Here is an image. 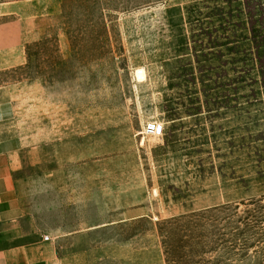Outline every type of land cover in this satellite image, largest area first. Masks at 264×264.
Instances as JSON below:
<instances>
[{
	"label": "rangeland",
	"instance_id": "obj_1",
	"mask_svg": "<svg viewBox=\"0 0 264 264\" xmlns=\"http://www.w3.org/2000/svg\"><path fill=\"white\" fill-rule=\"evenodd\" d=\"M11 141L63 264H264V0H0Z\"/></svg>",
	"mask_w": 264,
	"mask_h": 264
},
{
	"label": "crops",
	"instance_id": "obj_2",
	"mask_svg": "<svg viewBox=\"0 0 264 264\" xmlns=\"http://www.w3.org/2000/svg\"><path fill=\"white\" fill-rule=\"evenodd\" d=\"M20 150L16 142L0 143V264H63L55 245L44 239L47 236L20 209Z\"/></svg>",
	"mask_w": 264,
	"mask_h": 264
},
{
	"label": "trees",
	"instance_id": "obj_3",
	"mask_svg": "<svg viewBox=\"0 0 264 264\" xmlns=\"http://www.w3.org/2000/svg\"><path fill=\"white\" fill-rule=\"evenodd\" d=\"M194 217H181L179 219H174L170 222L167 223V225H173L175 226V229L178 230L179 232H181L183 234L184 237L189 238L192 229L190 230L188 226H186V223H189L190 225H192L191 223H196L194 222ZM193 221V222H191ZM203 227V226H202ZM163 232V229H162ZM160 233H161V229H160ZM163 236V235H161ZM165 244V256H166V263L167 264H177L180 263L182 261V259L189 257L188 252H186L187 247H179L178 249H174L175 246L171 245L170 243H166ZM193 243H191V245H188L190 247V249H192V247H194V245H192ZM205 244V243H204ZM185 250V251H184ZM190 253V252H189ZM193 253V252H192ZM204 254H206L207 252H203ZM193 264H203L200 261L198 262H194Z\"/></svg>",
	"mask_w": 264,
	"mask_h": 264
},
{
	"label": "built area",
	"instance_id": "obj_4",
	"mask_svg": "<svg viewBox=\"0 0 264 264\" xmlns=\"http://www.w3.org/2000/svg\"><path fill=\"white\" fill-rule=\"evenodd\" d=\"M165 127L163 124L158 122H150L144 129V134L148 137H162L164 135ZM49 241V237L44 238Z\"/></svg>",
	"mask_w": 264,
	"mask_h": 264
},
{
	"label": "bare ground",
	"instance_id": "obj_5",
	"mask_svg": "<svg viewBox=\"0 0 264 264\" xmlns=\"http://www.w3.org/2000/svg\"><path fill=\"white\" fill-rule=\"evenodd\" d=\"M136 78L138 81H144L145 80V73L142 69H138L136 71Z\"/></svg>",
	"mask_w": 264,
	"mask_h": 264
}]
</instances>
